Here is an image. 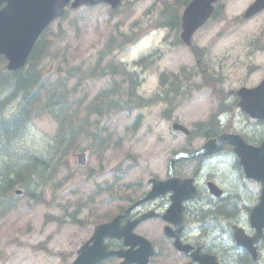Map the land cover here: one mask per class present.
I'll list each match as a JSON object with an SVG mask.
<instances>
[{
    "label": "rangeland",
    "instance_id": "obj_1",
    "mask_svg": "<svg viewBox=\"0 0 264 264\" xmlns=\"http://www.w3.org/2000/svg\"><path fill=\"white\" fill-rule=\"evenodd\" d=\"M252 1L221 0L219 14L193 37L194 44L207 49L205 59L209 69L220 77L219 85L228 92L242 85H256L264 78V12L248 20L241 17ZM158 7L160 0H124L112 16L107 5H97L88 11L84 8L71 10L67 18L55 21L47 33L48 40L53 42L51 47L60 51L56 58L45 61L46 73L56 75L60 61L94 65L98 50L111 32L139 30V38H134L135 42L125 49L115 51L106 63H116L120 67L123 64L131 69L134 60L154 52L155 62L146 68H138L143 96L148 97L159 90L161 73L178 74L182 88L202 81L191 47L177 42L175 30L155 26ZM115 77L121 80L120 76ZM111 84L108 77L89 79L82 83V91L77 97L86 93L85 99L89 101ZM191 91V96L181 101L170 116L165 102L132 111L113 108L102 116L92 115L89 124L99 133L94 144H91L93 140L84 143L90 150L86 165L79 164L76 152L70 153L51 186L43 188L41 200L37 202L30 196L21 195L16 197L15 207L0 216V264L65 263L69 251L76 249L80 235L113 212L115 206L110 196L119 184L147 183L155 175L165 177L168 162L176 152L201 146L205 141L203 136L188 137L173 131L172 123L178 120L194 129L196 123L207 121L213 113H218L220 102L211 88L192 86ZM235 100L236 95L232 92L223 106L234 104ZM224 111L220 119L233 129L256 140L264 133V123L249 120L238 106ZM56 129L57 122L51 116L36 118L21 137L20 148L43 150ZM235 161L230 152L204 159L198 180L205 186L208 178H214L226 187L237 207H242V203L252 207L261 184L240 176ZM196 164L191 159L176 167L181 168L184 175H190L196 171ZM111 182L114 186L109 192L105 191ZM87 201H91L90 205L84 206L82 212H75ZM93 209L98 213H91ZM249 212L242 208L237 215L231 216V223L250 227ZM213 220L218 226L219 218ZM221 231L225 232V228ZM214 238L219 240L218 235ZM260 252L261 259L257 264H264V240L260 243Z\"/></svg>",
    "mask_w": 264,
    "mask_h": 264
},
{
    "label": "trees",
    "instance_id": "obj_2",
    "mask_svg": "<svg viewBox=\"0 0 264 264\" xmlns=\"http://www.w3.org/2000/svg\"><path fill=\"white\" fill-rule=\"evenodd\" d=\"M190 0H163L158 26L179 30L180 10ZM136 35H111L98 51L94 65L84 67L82 63L71 64L60 61L56 75L46 73L47 59L57 57L51 51L50 43L41 38L34 47L25 68L17 71L0 66V216L15 207L16 189L36 201L43 198V188L51 186L63 160L70 149L82 146L93 128L88 125L93 114L103 115L110 109L133 110L160 101L168 102L173 108L181 88L172 84L165 94L144 97L140 91V72L129 71L115 63H106V58L117 49L123 50ZM63 56V54H62ZM150 56L135 61L137 66L149 64ZM5 60L2 58L1 60ZM143 62V63H142ZM152 62V60H151ZM44 63V65H43ZM121 76L109 87L97 93L91 102H86V94L74 99L79 86L87 78ZM76 81L72 83V79ZM215 83L214 80L208 84ZM127 83V85H126ZM222 93L223 90L221 89ZM48 114L57 122V131L42 152L20 149V139L35 118ZM213 121H216L213 119ZM219 125L213 122L202 133L207 138L217 135ZM19 146V147H18ZM41 188V190L39 189ZM230 204V203H229ZM232 216L238 213L236 202L230 204ZM251 259L249 264H251Z\"/></svg>",
    "mask_w": 264,
    "mask_h": 264
},
{
    "label": "water",
    "instance_id": "obj_3",
    "mask_svg": "<svg viewBox=\"0 0 264 264\" xmlns=\"http://www.w3.org/2000/svg\"><path fill=\"white\" fill-rule=\"evenodd\" d=\"M70 0H0V55L5 54L9 60L8 68L16 70L26 63V60L43 29L56 16L63 15L65 6ZM218 0H192L184 9L182 14L181 36L187 44L192 43V35L203 25L214 11V3ZM100 2H108L117 7L120 0H75L73 7L86 4L93 5ZM264 8V0H255L245 11V18L251 17ZM241 99L239 106L251 117L264 119V79L254 88L243 87L238 91ZM174 128L189 133V130L175 123ZM234 145V150L240 157V162L245 173L250 178L263 182L260 202L254 207L250 222L256 229V233L248 236L243 229L235 228L234 236L239 244L246 246L256 258L255 242L264 237V141L260 145L247 143L239 134H222L217 138L210 139L196 152L189 156L211 154L218 151L225 143ZM174 157L170 161V176L165 182L154 181L151 195L164 193L174 189L173 209L179 207L181 201L195 194L193 179L181 180L174 177L172 169ZM211 191L220 194L221 191L210 183ZM21 193V191H18ZM115 222L99 225L96 229L93 240L94 246L86 244L81 249V254L74 264H96L99 260L112 252H107L102 242L103 238L113 235L112 227Z\"/></svg>",
    "mask_w": 264,
    "mask_h": 264
},
{
    "label": "flooded vegetation",
    "instance_id": "obj_4",
    "mask_svg": "<svg viewBox=\"0 0 264 264\" xmlns=\"http://www.w3.org/2000/svg\"><path fill=\"white\" fill-rule=\"evenodd\" d=\"M148 182L129 183L134 187L129 186L126 193L121 192L124 189L119 184L117 193L110 196L115 209L109 220L116 219V236L106 237L104 242L108 250L121 253L98 264H248L249 253L232 240L225 236L215 240L194 231L193 214L201 204L199 199L184 202L180 220V211L167 213L171 206L170 193L146 199L152 187ZM197 185L202 189L199 182ZM93 232L94 228L80 235L76 249L69 251L65 264H71L78 257L79 248L92 238ZM91 244L93 241L88 245ZM258 250L260 254L259 246Z\"/></svg>",
    "mask_w": 264,
    "mask_h": 264
}]
</instances>
